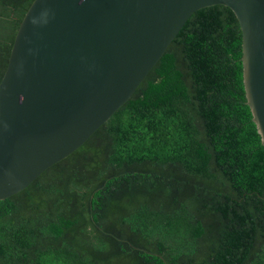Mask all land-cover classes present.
Returning <instances> with one entry per match:
<instances>
[{
    "label": "trees",
    "instance_id": "trees-1",
    "mask_svg": "<svg viewBox=\"0 0 264 264\" xmlns=\"http://www.w3.org/2000/svg\"><path fill=\"white\" fill-rule=\"evenodd\" d=\"M33 0H0V80ZM233 12H195L79 149L0 201V264H264V147Z\"/></svg>",
    "mask_w": 264,
    "mask_h": 264
},
{
    "label": "water",
    "instance_id": "water-1",
    "mask_svg": "<svg viewBox=\"0 0 264 264\" xmlns=\"http://www.w3.org/2000/svg\"><path fill=\"white\" fill-rule=\"evenodd\" d=\"M213 6L239 24L246 105L264 147V0H33L0 80V201L79 149L187 20Z\"/></svg>",
    "mask_w": 264,
    "mask_h": 264
}]
</instances>
